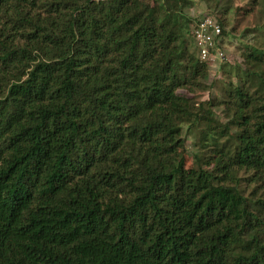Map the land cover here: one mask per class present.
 <instances>
[{
  "label": "trees",
  "instance_id": "1",
  "mask_svg": "<svg viewBox=\"0 0 264 264\" xmlns=\"http://www.w3.org/2000/svg\"><path fill=\"white\" fill-rule=\"evenodd\" d=\"M191 5L0 0V264H264V50L195 107Z\"/></svg>",
  "mask_w": 264,
  "mask_h": 264
},
{
  "label": "rangeland",
  "instance_id": "2",
  "mask_svg": "<svg viewBox=\"0 0 264 264\" xmlns=\"http://www.w3.org/2000/svg\"><path fill=\"white\" fill-rule=\"evenodd\" d=\"M183 13L192 20V25L206 15L223 20L225 25L219 49L223 54V61L217 59L216 65L208 64L205 82L193 88V91L180 90L179 94L190 98L195 107L208 101H226L227 89L239 85L237 75L249 66L245 55L252 48L264 50V0H192V5L185 8ZM192 51L194 52L193 46ZM210 111L220 128L228 125L231 133L236 132V128L231 125L230 116L223 112L222 105L211 108ZM205 123L206 121L201 119L197 126L191 129L187 128L186 124L183 125L179 139L184 146L182 153L186 168L195 166L194 155L198 152L202 155L198 139Z\"/></svg>",
  "mask_w": 264,
  "mask_h": 264
},
{
  "label": "built area",
  "instance_id": "3",
  "mask_svg": "<svg viewBox=\"0 0 264 264\" xmlns=\"http://www.w3.org/2000/svg\"><path fill=\"white\" fill-rule=\"evenodd\" d=\"M194 49L201 61L210 66L216 65V61H223V54L216 45V39L221 34V28L216 19L206 15L191 26Z\"/></svg>",
  "mask_w": 264,
  "mask_h": 264
}]
</instances>
